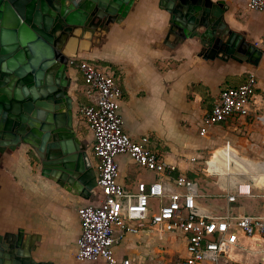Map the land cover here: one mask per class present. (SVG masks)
Listing matches in <instances>:
<instances>
[{
  "label": "crops",
  "instance_id": "crops-1",
  "mask_svg": "<svg viewBox=\"0 0 264 264\" xmlns=\"http://www.w3.org/2000/svg\"><path fill=\"white\" fill-rule=\"evenodd\" d=\"M223 2L227 8L225 22L229 28L243 36L246 42L255 44L264 50L261 45L264 35V13L249 10V0H223ZM172 29L171 14L161 0H135L131 10L121 22L104 25L102 30L97 31L92 39L93 42L75 41L76 49H72V53L67 48V52L75 55L80 51L81 57L95 63L101 70L119 80L124 91L120 112L126 131L134 139L138 140L146 135L151 136L160 156L167 164L175 165L178 174H186L190 177L189 174L194 173L202 164L208 177L222 179V175L207 174L206 161L216 159L214 155L223 148L220 147L214 152L207 149L209 145L219 143L226 129V133L231 136H233V131L240 132L241 126L246 123V118L250 115L245 118L233 117L227 122L213 126L206 135L200 134L203 118L212 109L224 89L241 86L250 74L254 75L257 80L251 115L261 109L264 112V56L259 65L249 61L252 57L244 59L227 55L217 57L214 52L207 54L197 39L180 41ZM69 75L79 79L78 86L74 84L71 91L76 100V126L80 123L76 129L79 137L88 143V151L93 157V135L81 121L78 113L80 103L84 100L82 94L84 84L76 69L70 68ZM203 96L211 100L212 106L211 109L204 110V116L200 119L199 111H203ZM161 110L169 112L181 128L187 130L193 127L196 136L192 146L200 153L189 155L192 162H196L194 158L203 159L209 152H213L212 156L209 159L204 158L198 165H193V169H188L186 162L171 155L170 149L163 154L158 138L153 133L143 131L150 117ZM236 121L239 122L238 125ZM182 123H188V127H183ZM224 124H227L226 128ZM245 130L248 128L245 127ZM256 131H258L256 128L253 131L248 130L249 139H253ZM258 133L260 135L257 134L254 138L256 142L247 138L248 142H251V151H256V153H258L261 139H264L263 132L258 131ZM227 141H230L232 147L233 141L234 145L239 142L231 138ZM29 153L36 156L25 146L0 153V236L21 237L24 242L22 250L27 252L31 248V256L39 263L106 264L103 260L81 263L75 258L77 239L82 231L79 208L88 203H98L101 198L98 186L87 197L71 184L65 185L64 181L43 174L41 165L33 163ZM231 155L226 161L225 168L232 163L244 167L240 159L248 160L235 147ZM258 155L263 157L259 159H264V151ZM117 161L120 168L118 180L125 188L135 190L138 182L145 181L129 177L131 173L129 163L140 165L135 163L128 154L118 156ZM93 164L96 169L94 159ZM145 170L153 174V178L148 181L157 178L156 173ZM95 172L96 181L97 171ZM212 184L214 186L215 183ZM215 188L217 195L225 194V192L222 194L223 187ZM214 205L219 206L216 203ZM155 234L160 241L168 238V235ZM130 236L134 235H129L127 238ZM172 236L169 239H175L176 236ZM125 240L115 247L118 258H131L133 264H151L140 250V247L144 246L143 242H147L144 240L130 243L128 247L132 255L119 254V247ZM65 241L71 245L73 259H68L63 251L62 244ZM182 245L183 257L185 255L183 241Z\"/></svg>",
  "mask_w": 264,
  "mask_h": 264
},
{
  "label": "built area",
  "instance_id": "built-area-1",
  "mask_svg": "<svg viewBox=\"0 0 264 264\" xmlns=\"http://www.w3.org/2000/svg\"><path fill=\"white\" fill-rule=\"evenodd\" d=\"M248 9L264 13V0H249ZM261 45L264 48V35ZM69 68L85 80L78 113L93 135L92 158L101 192L98 203L79 208L82 231L76 260L133 264L131 258H118L115 247L127 236L147 231L181 237L185 255L175 264H264V215H236L232 211V204L239 199L257 196L255 179L235 177L244 173L224 175L229 176L226 193L217 198L225 199V209L205 204L204 198L214 196L201 193L197 182L186 174H176L177 167L163 160L151 136L137 140L126 131L120 112L124 91L119 80L81 57L71 58ZM256 87V77L250 74L241 86L224 89L205 114L200 134L206 135L210 128L233 117L251 115ZM222 148L224 160L233 147L227 141ZM123 154L156 173L157 178L138 182L135 190L125 188L118 180L117 157ZM206 166L207 174L221 176L217 175L220 164L213 158Z\"/></svg>",
  "mask_w": 264,
  "mask_h": 264
},
{
  "label": "water",
  "instance_id": "water-1",
  "mask_svg": "<svg viewBox=\"0 0 264 264\" xmlns=\"http://www.w3.org/2000/svg\"><path fill=\"white\" fill-rule=\"evenodd\" d=\"M135 0H0V153L32 150L43 174L71 184L83 195L97 187L88 143L76 129L78 77L66 49L71 39L92 41L109 23L121 22ZM179 40L197 39L215 56L252 57L264 50L246 42L225 22L223 0H161ZM21 237L0 236V264L37 262Z\"/></svg>",
  "mask_w": 264,
  "mask_h": 264
},
{
  "label": "rangeland",
  "instance_id": "rangeland-1",
  "mask_svg": "<svg viewBox=\"0 0 264 264\" xmlns=\"http://www.w3.org/2000/svg\"><path fill=\"white\" fill-rule=\"evenodd\" d=\"M102 35L100 38L102 39ZM93 42V41H92ZM90 43V41H89ZM92 44V43H91ZM90 45V44H89ZM83 58V57H81ZM83 84L85 83L84 77L82 74L78 75ZM203 102H202V108L203 111H199V117L200 119L203 118L204 112L209 109L212 106L211 100H209L206 96H203ZM205 110V111H204ZM264 112L261 109L257 113H253L248 118H246V123L242 125L241 131H233L232 135H228L225 130V132L221 135V140L219 139L218 144H212L209 145L207 150H212L213 152L218 149L222 148L224 143L231 139L238 140L239 142L234 145L233 141V147L237 148L239 151H241L242 155H244L248 160L255 163L258 167L264 168V159L261 155H258V153L264 151V139L260 141L259 148L256 151H251L250 143L248 142L247 138L248 136V130L253 131L254 128H256L258 131L263 132L264 134ZM237 125L239 122H235ZM80 126V123L78 124ZM77 125V127H78ZM183 127H188V123H182ZM255 125V127H254ZM225 128L227 127V124L223 125ZM76 127V128H77ZM245 127L248 128V130H245ZM143 131L146 133H153L154 136L158 138V142L161 146V152L163 154H166L168 149H170L171 155H173L174 158H180L184 162H186L188 169H193V165H198L203 161L204 158L209 159L210 156H212L213 152L207 153L206 157L204 156L203 159L196 160V162H192L191 156H189L192 153H200L197 149H195L193 145V139L196 136V133L191 126L189 129H183L181 128L176 120H173L171 117V114L169 112H163L157 111L154 113L151 117L149 122L146 124V128H143ZM258 131L254 133L253 142H256L254 138L257 136ZM156 132V133H154ZM160 135H158V134ZM162 135V136H161ZM260 135V134H259ZM229 137V138H228ZM216 140V138H215ZM195 143V142H194ZM232 153V152H231ZM231 153H229V157L232 156ZM33 159V163H37L39 165V159L33 154L29 153ZM223 149L216 152L215 158L216 160H221L225 163L229 159V157H225L223 160ZM259 156V157H258ZM227 158V159H226ZM197 159V158H196ZM198 161V162H197ZM236 163H239L238 161H234ZM261 162V163H260ZM130 170V178L137 179V180H145L149 182L148 180L152 179V173L147 172L145 169L141 168L138 165H134L133 163H129L128 165ZM204 165H200V168L196 169V171L192 174H189L190 177L196 179V182L199 186V190L203 194H211L214 197L211 198H204L203 202L207 205L209 204H219V208L225 209L226 202L224 199L217 198L219 195H217V189L215 187H223L221 189L223 192L226 193V188L228 186L229 182V176L222 177V179L218 177H208L203 170ZM255 172H249L243 175H236L235 177L237 179H256ZM155 179V178H154ZM235 180V178H230V180ZM222 182V183H221ZM215 183L214 186H212ZM223 184V186H221ZM98 191V189H96ZM254 193L257 195L254 198H242L239 199L238 202L232 204V211L236 215H264V177H260L256 181V186ZM155 208L156 202H154ZM169 237H173L172 235H168V238L165 241H160L158 237L156 236L155 232L153 233H140L134 236L128 237L124 243L119 247L118 253L123 254L127 253L132 255V252L129 251V245L131 242H139L140 240H144L147 242H143L144 246L140 247V250L143 252L142 255H144L148 262L151 264H175L179 259H181L182 255L184 254L183 245H182V239L181 237H175V239H169ZM63 251L68 256V259H73V250L71 248V245L68 244V242H64L62 244ZM149 252V253H148ZM89 264V263H88Z\"/></svg>",
  "mask_w": 264,
  "mask_h": 264
},
{
  "label": "bare ground",
  "instance_id": "bare-ground-1",
  "mask_svg": "<svg viewBox=\"0 0 264 264\" xmlns=\"http://www.w3.org/2000/svg\"><path fill=\"white\" fill-rule=\"evenodd\" d=\"M75 41H78L77 39H71L67 48H69V50L73 53L72 49H76V46H74ZM67 51V49H66ZM76 52V50H75ZM80 53V51H78ZM77 52V53H78ZM214 162H217L218 164H220V168L218 170L219 174L217 175H227V174H241V173H249V172H255L256 174V181L262 176L264 177V168L258 167L255 163L250 162L249 160L246 159H240L242 161V165L244 167H240L235 163L229 164V166L227 168H225V163L221 160H216L213 159Z\"/></svg>",
  "mask_w": 264,
  "mask_h": 264
},
{
  "label": "trees",
  "instance_id": "trees-1",
  "mask_svg": "<svg viewBox=\"0 0 264 264\" xmlns=\"http://www.w3.org/2000/svg\"><path fill=\"white\" fill-rule=\"evenodd\" d=\"M84 101V100H83ZM211 109V108H210ZM176 174H178V173H176Z\"/></svg>",
  "mask_w": 264,
  "mask_h": 264
}]
</instances>
